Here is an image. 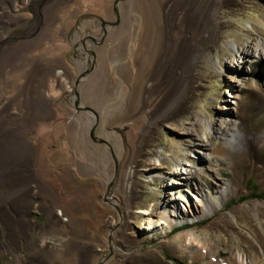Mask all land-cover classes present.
I'll use <instances>...</instances> for the list:
<instances>
[{
  "label": "rangeland",
  "instance_id": "obj_1",
  "mask_svg": "<svg viewBox=\"0 0 264 264\" xmlns=\"http://www.w3.org/2000/svg\"><path fill=\"white\" fill-rule=\"evenodd\" d=\"M56 1H0V62L6 50L34 34L26 67L8 81L0 68V117L5 95L25 86L33 66L34 72L39 69L34 91L44 106L32 116L30 131L23 132L32 143L36 177L54 194L51 200L40 186L32 185L23 202L8 197L0 201V264H27L34 245L46 238V223L53 220L72 238L98 242L96 264H137L133 260L138 254L148 258L146 264H211L203 254L209 249L227 264H234L233 251L246 254L248 264H264V168L248 154L232 164L224 157L225 140L207 133L231 105L245 131L264 129V57L259 55L264 49V0H218L217 38L192 66L184 105L169 112L161 108L160 95H143L134 103L135 86L129 82L121 89L117 84L123 70L116 63H124L121 51L129 40L132 11L142 9L145 0H65L53 19L48 16L52 22L47 26L44 16ZM19 9L28 20L15 18L13 10ZM143 31L142 23L136 52L143 49ZM253 44L254 57L244 58L236 70L231 60ZM148 67L152 68L150 59ZM137 81L143 85L145 79ZM105 107L103 122L100 109ZM24 109L18 101L12 103L5 111L7 119L14 125L24 121ZM92 124L91 145L86 131ZM112 132L121 137L122 148L112 142ZM110 144L109 155L93 150ZM199 146L211 152L207 159L197 152ZM156 159L161 169L191 164L190 181L210 193L216 184L233 181L235 187L203 218L148 233L139 227L147 221L140 212L161 209V200L172 188L171 176L151 169ZM251 182L257 186L252 195ZM18 209L25 229L10 232L1 218H15ZM188 230L195 233L196 252H187L175 240L178 232Z\"/></svg>",
  "mask_w": 264,
  "mask_h": 264
},
{
  "label": "bare ground",
  "instance_id": "obj_2",
  "mask_svg": "<svg viewBox=\"0 0 264 264\" xmlns=\"http://www.w3.org/2000/svg\"><path fill=\"white\" fill-rule=\"evenodd\" d=\"M63 1L65 0H57L52 10L49 8L51 13H46L44 17L47 19L48 16H52L53 19L55 11L63 4ZM217 2L218 0H145L142 9L138 8L132 11L130 19L132 29L129 33V40L126 41L127 45L123 52L121 51L123 54L122 62L124 63H116V67L118 70H123L120 73L118 72L119 77L117 78V84L121 89L124 84L129 82L132 86H135L133 89L134 103L138 102L143 95L146 97L157 94L161 96V108H166L167 112L177 110L184 105L189 89V73L192 66L195 64L197 57L210 48L211 43L217 38L219 30L217 15H215ZM115 5L114 9L118 11L119 4ZM21 9L13 10L15 18L23 17V19L28 20L27 16L20 15ZM51 22H48V19L45 20L47 26ZM142 23L144 24V31L141 35L143 49L136 52ZM103 30L101 28V31ZM30 31L34 33V19ZM30 44H34V34L20 46L6 50L2 54L0 68L4 79L7 81L12 80L11 76L13 74H18L26 67L31 59L27 55ZM254 51H256L254 44L243 49L236 61L231 60L233 67L239 70L242 60L254 57ZM259 55L264 57V49L259 50ZM149 59L152 62V68L148 67ZM123 65L125 70L122 68ZM40 72L39 69L34 72L33 66L26 74L27 82L25 86L21 88L18 86L13 87L12 92L5 95L6 97L1 100L4 114L0 117V201L8 197L13 199L14 202L18 200L23 202L26 193L28 196L31 192L32 185L44 189L43 185L38 183V178L34 173L31 157L32 143L26 140L27 136L26 139L24 138L23 132V130H29L34 111H39L44 106L41 96L34 91V79L38 78ZM60 75L61 71L58 70L57 76ZM88 75L82 79L84 80ZM140 77L145 79L144 83L141 82L143 85H140L137 81V78ZM121 94H123V91L117 93L115 98H121ZM17 101L25 108L26 118L14 125L7 119L5 111L12 103ZM133 107L135 108V106ZM230 108L229 111L226 110L220 116L215 126H209L210 130L207 133L211 132L225 140L228 149L224 157L228 158L232 164L239 161L243 154H248L260 168H264V129L261 131H245L243 123L237 115L235 105H231ZM106 109V107L104 111L100 109V117H102L103 122L107 120L105 117ZM92 126L93 124L86 131L87 141L91 145L89 132L92 130ZM112 133L114 134L113 136L111 134L112 142L122 148L121 137L116 135V132ZM112 146L110 144L108 149H102V147L99 149L93 146V150H104L109 155L108 151H113ZM194 147H196V143H194ZM197 152L203 159H207L211 155L210 151L208 152L201 146L198 147ZM157 161L161 160L156 159L155 162H152L150 164L151 169L157 168L158 173L161 175L171 176L169 183L172 184V188L161 200V209L156 211L152 207L145 208L140 212L141 215L146 217L147 221L139 227L145 229L148 233L167 232L172 229L175 223L181 224L182 222H192L203 218L220 207L232 192V188L235 187L233 181L216 184V190L210 193L190 181L191 164L184 162L179 163V168L161 169L162 167L159 164L157 165ZM107 195L108 198H111L109 194ZM51 197L54 200V194ZM18 210H20L19 215L14 216L15 218L8 215H4L5 217L2 218L10 232H16V230L20 232L25 229L23 225L25 222L21 218L22 215H20L22 209ZM57 214H60L59 210ZM175 240L187 252H196V240L193 231L178 232L175 235ZM203 254L209 256L206 261L211 264H227L223 262L216 251L209 249ZM231 261L234 264H248L249 262L248 256L240 251L232 252Z\"/></svg>",
  "mask_w": 264,
  "mask_h": 264
},
{
  "label": "crops",
  "instance_id": "obj_3",
  "mask_svg": "<svg viewBox=\"0 0 264 264\" xmlns=\"http://www.w3.org/2000/svg\"><path fill=\"white\" fill-rule=\"evenodd\" d=\"M42 185L44 189L41 191L53 200L51 191L44 184ZM21 218L26 223L24 216ZM46 225H48L45 235L46 238L39 245H34V251L31 252L27 264H96L98 261L97 251L99 250L98 242L95 240L88 241L87 239L72 238V236L68 235L66 228L56 220L48 222ZM72 228L76 229V227ZM138 256L140 254L136 256L137 258L133 262L146 264L149 261L148 258L144 259L142 256ZM16 264L24 263L17 262Z\"/></svg>",
  "mask_w": 264,
  "mask_h": 264
},
{
  "label": "trees",
  "instance_id": "obj_4",
  "mask_svg": "<svg viewBox=\"0 0 264 264\" xmlns=\"http://www.w3.org/2000/svg\"><path fill=\"white\" fill-rule=\"evenodd\" d=\"M248 184H250V183H247V185H248ZM256 189H257V186L251 182V187L248 188V190L251 191V195H252L253 193H255V190H256ZM260 193H261V192H260ZM255 195H261V194H255ZM262 195H264V194L262 193ZM173 230H174V229H173Z\"/></svg>",
  "mask_w": 264,
  "mask_h": 264
},
{
  "label": "built area",
  "instance_id": "obj_5",
  "mask_svg": "<svg viewBox=\"0 0 264 264\" xmlns=\"http://www.w3.org/2000/svg\"><path fill=\"white\" fill-rule=\"evenodd\" d=\"M66 218H64V220H65ZM63 220V219H62Z\"/></svg>",
  "mask_w": 264,
  "mask_h": 264
},
{
  "label": "water",
  "instance_id": "obj_6",
  "mask_svg": "<svg viewBox=\"0 0 264 264\" xmlns=\"http://www.w3.org/2000/svg\"><path fill=\"white\" fill-rule=\"evenodd\" d=\"M75 106H76V103H75Z\"/></svg>",
  "mask_w": 264,
  "mask_h": 264
}]
</instances>
